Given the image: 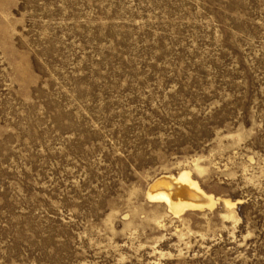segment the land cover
Here are the masks:
<instances>
[{"label": "rangeland", "instance_id": "1", "mask_svg": "<svg viewBox=\"0 0 264 264\" xmlns=\"http://www.w3.org/2000/svg\"><path fill=\"white\" fill-rule=\"evenodd\" d=\"M0 264H264V0H0Z\"/></svg>", "mask_w": 264, "mask_h": 264}, {"label": "bare ground", "instance_id": "2", "mask_svg": "<svg viewBox=\"0 0 264 264\" xmlns=\"http://www.w3.org/2000/svg\"><path fill=\"white\" fill-rule=\"evenodd\" d=\"M151 201L164 202L168 211L180 215L184 210L212 207L215 199L207 194L190 176L187 169L180 170L176 175L162 174L155 178L146 191ZM225 205H233L224 199ZM207 208V207H206Z\"/></svg>", "mask_w": 264, "mask_h": 264}]
</instances>
